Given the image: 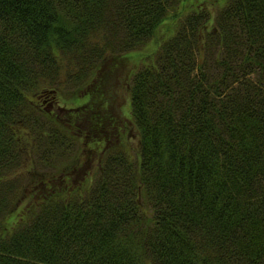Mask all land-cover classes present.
I'll return each mask as SVG.
<instances>
[{
    "label": "trees",
    "instance_id": "16d2710c",
    "mask_svg": "<svg viewBox=\"0 0 264 264\" xmlns=\"http://www.w3.org/2000/svg\"><path fill=\"white\" fill-rule=\"evenodd\" d=\"M181 2L0 0V264H264V0Z\"/></svg>",
    "mask_w": 264,
    "mask_h": 264
},
{
    "label": "rangeland",
    "instance_id": "374dc122",
    "mask_svg": "<svg viewBox=\"0 0 264 264\" xmlns=\"http://www.w3.org/2000/svg\"><path fill=\"white\" fill-rule=\"evenodd\" d=\"M198 1L200 2L201 0H182L179 7L176 8V10H174V12H171L169 17H167V21L163 22V24L158 28V33L156 35V38H154V39L159 41V37H161V40H162V39L166 38L167 35L171 34L172 27L176 23V20L178 21V19H179L178 17L180 15L182 17V15H184L187 12L194 9L193 7H190V6L195 4ZM223 2H224V0H206V3H204V6L206 7V9H208L209 11H211L212 13L215 14L216 10L220 6L223 5ZM175 13H177V16L176 15L173 16ZM167 26H170V27L168 28ZM153 43H154V41L152 42V44ZM150 50L151 49H149V51ZM143 53L148 54L147 50L146 51L143 50L140 53H135L136 55L133 56L131 58V60H129V64L131 65L133 63H136L140 59V57ZM137 58H138V60H136ZM72 97L73 96H72L71 90L68 91V89H67L65 91V93L60 91L56 96L53 97V98H55L54 101L52 102L54 107L52 106V104L49 105L48 107L54 108V110L56 112H57V108H59V107L68 108V109L73 108L75 110L79 106V104L82 102L83 99L79 98L77 100L74 98L76 101L79 102L77 104L75 101L71 100ZM114 100L117 102L116 109L118 111H120L121 125L119 126V131L123 127L126 126L125 130L121 133L124 135L123 142H125V144L128 147H131L133 149V151H135L137 149V145H138V135H137L135 128L129 122H127V125H126L125 119L129 117V107H128V97L126 95L124 88L121 87L119 92H117V88H115ZM57 113L59 115H61L62 112H57ZM110 139H114V137L110 136ZM77 152L79 153V151H77ZM67 158H64L63 160H66ZM32 165H33V162H29L26 160L24 163L22 171L24 170V173H26V171L30 172Z\"/></svg>",
    "mask_w": 264,
    "mask_h": 264
}]
</instances>
